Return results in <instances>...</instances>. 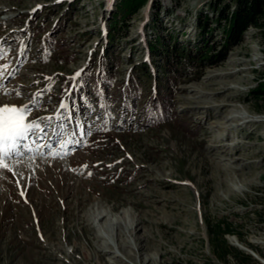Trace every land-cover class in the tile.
Listing matches in <instances>:
<instances>
[{"label":"rangeland","instance_id":"obj_1","mask_svg":"<svg viewBox=\"0 0 264 264\" xmlns=\"http://www.w3.org/2000/svg\"><path fill=\"white\" fill-rule=\"evenodd\" d=\"M59 1L0 0V84L10 93L0 106L29 105L41 93L32 113L48 117L86 70L89 98L74 123L91 133L66 143L63 157L49 147L0 169V264H264L257 252L263 261L248 252L253 260L241 263L232 253L217 260L207 229L208 221H225L240 236L224 234L228 244L264 256V107L250 93L264 76L262 32L249 27L216 64H193L181 75L165 68L166 75L150 41L159 35L194 50L206 39L219 48L214 0H147L125 20L120 0ZM199 15L212 21L203 40ZM142 63L156 76L153 91L142 81L131 93V72ZM158 75L174 77L176 87L169 118L153 124L147 117ZM98 81L106 111L94 92ZM186 115L187 125L175 118ZM219 120L232 127H217ZM99 212L108 213L102 222L121 224L100 229Z\"/></svg>","mask_w":264,"mask_h":264},{"label":"trees","instance_id":"obj_2","mask_svg":"<svg viewBox=\"0 0 264 264\" xmlns=\"http://www.w3.org/2000/svg\"><path fill=\"white\" fill-rule=\"evenodd\" d=\"M147 0H120L117 10L120 11V18L125 20L129 14L137 12ZM212 10H215L216 17L214 18L218 26L223 24L224 40L219 48H216V44L209 43L208 40L204 39V35L209 34L212 31L211 22L208 15H199L198 25L200 38L203 43L196 47L194 50L179 45L177 41L173 43H164L159 35L155 36L154 42L150 41V51L162 58L163 64L161 65L166 72L167 68L170 73L178 75L186 74L192 68L193 64L201 66L203 64H216L224 59L228 50L242 42L244 33L249 27H255L262 32L264 36V0H214L211 3ZM114 17V16H113ZM112 17V18H113ZM204 20V21H203ZM224 22V23H222ZM115 19L109 21L110 28H114ZM152 27L155 29V22H152ZM111 30V29H110ZM109 30V31H110ZM110 37H113L112 33H109ZM103 71H105L107 60L103 61ZM166 75L168 72L165 73ZM199 73H194L193 76H197ZM129 83L132 86L129 90L131 93L134 89L144 81L147 86H150L151 78L154 79L156 76L150 71L147 63L138 65L131 72ZM191 77H185L184 80H188ZM152 85V84H151ZM128 86V87H129ZM175 78L172 76H166L165 80H162L160 75L157 76L155 82L154 98L150 100L151 107L148 108V119H151L153 124L159 123V121L169 118V109L171 99L175 89ZM150 91H153L150 86ZM250 93L255 101H261L264 107V76L261 75L258 79L257 85L250 90ZM177 120L186 125L190 122L189 116L175 117ZM201 127V126H200ZM200 129V128H199ZM264 218V208L262 210ZM264 220V219H263ZM207 229L209 232V242L213 256L223 262L226 259V255L232 253L237 258H242L239 261L245 262L253 260L252 256L243 250L227 243L223 237L224 234H236L238 238L240 236L233 232L225 221H217L212 224L211 221L207 223ZM260 256L264 257L259 250L252 248Z\"/></svg>","mask_w":264,"mask_h":264},{"label":"snow or ice","instance_id":"obj_3","mask_svg":"<svg viewBox=\"0 0 264 264\" xmlns=\"http://www.w3.org/2000/svg\"><path fill=\"white\" fill-rule=\"evenodd\" d=\"M77 77L81 75L80 72L75 74ZM3 72L0 71V77ZM10 93H5L8 95ZM19 95V93H17ZM41 93H36L37 99L31 101L33 106L38 104V97ZM60 109H65L68 105L61 103ZM32 112V108L28 105L23 106H0V169L11 171L7 161L13 156H23L26 152H37L44 155L41 151L44 147H50L47 143L41 144L40 141L46 139V130L52 128L53 119L60 120L61 113L57 112L55 117H41L31 121L27 120V116ZM65 119H72V116L64 117ZM53 129V133H54ZM82 134L90 135V132L85 133L81 126ZM30 141V143H29ZM34 146V147H33ZM63 147V145H61ZM55 155V153H52ZM66 154V153H65ZM23 195V193H21Z\"/></svg>","mask_w":264,"mask_h":264},{"label":"bare ground","instance_id":"obj_4","mask_svg":"<svg viewBox=\"0 0 264 264\" xmlns=\"http://www.w3.org/2000/svg\"><path fill=\"white\" fill-rule=\"evenodd\" d=\"M6 99H4L3 97H0V103H2V102H4ZM13 102H15V100H12ZM216 123V126L217 127H220V128H222V129H228V128H230V127H232V124H227L228 122H226V121H223V120H219V121H216L215 122ZM236 126V125H235ZM233 129V128H232ZM21 159L22 158H19L18 160H14V159H11V161L8 163L9 165L10 164H15V163H17V162H21ZM17 166H20V165H17ZM232 168H236L235 166H231ZM6 171V170H5ZM94 216V218H95V220L93 219V223L96 221V224L98 225V227L100 228V229H102V228H104L105 230L106 229H108V228H110V226H111V228H113L114 229V226L119 222L120 224H121V222L120 221H118V222H113L115 219H111V218H109V219H107V220H105V222H102V220L103 219H105V218H107V216H108V213H106V214H103V213H101V212H99L97 215H93ZM121 213L120 214H116V216L115 217H118V219L120 220V218H121ZM123 218H124V216H123ZM117 219V218H116ZM122 219V218H121ZM137 225H138V223H134V225L133 226H131L132 227V231H134L135 229H137L136 227H137ZM119 227V226H118ZM124 228V227H123ZM125 229V228H124ZM128 230V229H127ZM130 230V229H129ZM131 233V232H130ZM133 233V232H132ZM232 240L234 241L235 239L234 238H232ZM235 243H237L236 245H239V246H244V245H241V242L240 241H236ZM109 245H110V243H108ZM121 244V243H120ZM119 245V243H117V246ZM120 247H122V246H120ZM111 248H113V250L112 249H108L107 251H109V253L110 254H112L113 255V257H119L120 255H118L115 251H114V247L113 246H111ZM129 254H130V257H132V256H134L130 251H129Z\"/></svg>","mask_w":264,"mask_h":264},{"label":"water","instance_id":"obj_5","mask_svg":"<svg viewBox=\"0 0 264 264\" xmlns=\"http://www.w3.org/2000/svg\"><path fill=\"white\" fill-rule=\"evenodd\" d=\"M235 245H236V244H235ZM236 246H238V245H236ZM238 247H239V246H238ZM239 248L242 249V250L245 251V252H248V253L252 254L255 258H257V259L263 261L262 258H259V257L257 256V254L255 253L254 250H252V249H250V248H247V247H239Z\"/></svg>","mask_w":264,"mask_h":264}]
</instances>
